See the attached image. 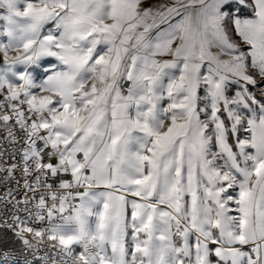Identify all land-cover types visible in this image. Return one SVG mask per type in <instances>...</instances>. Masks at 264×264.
I'll return each instance as SVG.
<instances>
[{
	"label": "snow or ice",
	"instance_id": "6c2138e0",
	"mask_svg": "<svg viewBox=\"0 0 264 264\" xmlns=\"http://www.w3.org/2000/svg\"><path fill=\"white\" fill-rule=\"evenodd\" d=\"M145 3L0 0V128L23 140L0 172L26 189L0 226L47 264H264V104L247 87L264 81V0ZM14 255L0 240V264Z\"/></svg>",
	"mask_w": 264,
	"mask_h": 264
},
{
	"label": "built area",
	"instance_id": "2783aa9c",
	"mask_svg": "<svg viewBox=\"0 0 264 264\" xmlns=\"http://www.w3.org/2000/svg\"><path fill=\"white\" fill-rule=\"evenodd\" d=\"M128 87V82H125L123 85V88L126 92V89ZM2 99V97H0ZM5 135V132L2 128H0V153H3V159L8 160L9 163L12 162L11 157L15 155V159L19 161L20 154L19 150L21 149L23 145V140H20L19 143L16 145L10 144L8 141L3 140V137ZM20 133L17 132V137L19 139ZM6 173L0 172V225L3 224L4 220H8L11 222L12 213L16 211L13 208V204L15 203V200H23L24 194L26 192V189L23 187L24 185V177L20 174V171L17 170L14 174V178H8L5 179ZM51 182V181H50ZM11 191L13 193V197H7V200H12V203H7L5 199L6 194ZM28 196L31 197L32 193H28ZM35 203V201H33ZM32 205L29 204V207ZM20 208H23L24 205L21 204L19 206ZM7 213V215H5ZM17 215H19L22 219H28V216L26 213L22 211L16 212ZM37 228L45 227L46 222L40 223L37 222L35 225H33ZM0 229H3L7 234H10L14 237V233L11 231V229H7L5 227L0 226ZM17 238V237H16ZM10 250H13L15 255L10 258V264H47V256L49 254V250L46 248V245L41 244L38 250H28L23 244H20L19 242H14V247L9 248ZM32 251H36V255L33 256L31 254Z\"/></svg>",
	"mask_w": 264,
	"mask_h": 264
},
{
	"label": "rangeland",
	"instance_id": "374dc122",
	"mask_svg": "<svg viewBox=\"0 0 264 264\" xmlns=\"http://www.w3.org/2000/svg\"><path fill=\"white\" fill-rule=\"evenodd\" d=\"M158 2H164V0H146V3H145L144 6H148L149 4H155V3H158ZM249 3H251V0H249ZM251 14H252V9L251 8L244 9L241 12V15L251 16ZM231 27H232V25L229 23V28H231ZM45 31H47V27H46ZM234 38L235 39H239L238 37H234ZM241 47L244 48L245 50L247 49V46H245L243 44L241 45ZM55 62L56 61L52 57H44V58H42V60L40 62V67L38 68V70L36 72L33 73L34 76H36L38 78V80L44 78L43 68L44 67H47L49 63H55ZM2 63H3V58L1 56L0 64H2ZM202 71H204L206 73V67L204 69H202ZM241 83H243V82H241ZM247 87H248V91L251 92V93H253L256 96V99L258 101V104L252 105V107L258 108L259 107V104H264V96H262L260 94V89L264 88V81L258 82V84L256 86L248 85ZM238 91H241V86L240 85H237V84H230L229 85L228 95L230 97L231 96H235V94ZM200 94L203 96V94H204L203 93V90H201V93ZM204 103H206V102L202 101L200 103V107H203L204 106ZM209 112H210V109H209ZM245 114H247V113L245 112ZM205 118H206L205 115L202 113L201 114V119H205ZM221 118L224 119L225 116H222ZM212 127L213 126L210 125L209 132L211 131V128ZM237 135L241 139H243L248 134L246 132H244L243 129H241L237 133ZM229 142L234 144L235 143V137L230 136L229 137ZM212 150L213 151H217V148L215 147L214 142H213V148H212ZM229 194L235 195L236 192L233 191L232 189H229ZM230 207L233 208V209H235L236 205L235 204H230ZM130 211H131V209L129 207V215H130ZM230 214H232V215H238V213L235 212V211H233ZM0 239L10 240V241H13V242H19L20 244H23L22 241H20L18 238L14 237V236H12L10 234H7L3 229H0ZM129 239H130V237H129ZM213 259H215V258L213 257Z\"/></svg>",
	"mask_w": 264,
	"mask_h": 264
},
{
	"label": "trees",
	"instance_id": "16d2710c",
	"mask_svg": "<svg viewBox=\"0 0 264 264\" xmlns=\"http://www.w3.org/2000/svg\"><path fill=\"white\" fill-rule=\"evenodd\" d=\"M3 241L4 244H6L7 248H13L14 247V242L10 240H5V239H0Z\"/></svg>",
	"mask_w": 264,
	"mask_h": 264
},
{
	"label": "water",
	"instance_id": "95a60500",
	"mask_svg": "<svg viewBox=\"0 0 264 264\" xmlns=\"http://www.w3.org/2000/svg\"><path fill=\"white\" fill-rule=\"evenodd\" d=\"M0 60H1V56H0Z\"/></svg>",
	"mask_w": 264,
	"mask_h": 264
}]
</instances>
